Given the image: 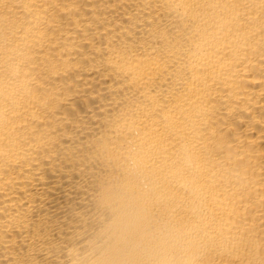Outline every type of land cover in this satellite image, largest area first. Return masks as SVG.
<instances>
[{"label":"bare ground","instance_id":"1","mask_svg":"<svg viewBox=\"0 0 264 264\" xmlns=\"http://www.w3.org/2000/svg\"><path fill=\"white\" fill-rule=\"evenodd\" d=\"M0 264H264V0H0Z\"/></svg>","mask_w":264,"mask_h":264}]
</instances>
